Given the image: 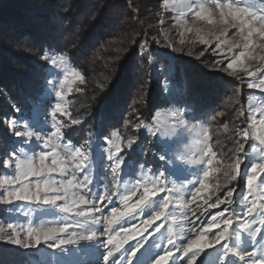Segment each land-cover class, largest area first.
Wrapping results in <instances>:
<instances>
[{
  "label": "snow or ice",
  "instance_id": "6c2138e0",
  "mask_svg": "<svg viewBox=\"0 0 264 264\" xmlns=\"http://www.w3.org/2000/svg\"><path fill=\"white\" fill-rule=\"evenodd\" d=\"M163 7L178 12L175 17L176 24L182 27L188 24L187 16L191 15L193 26L185 30L195 31L201 45L211 47L215 40V48L211 50L221 55L225 49L228 53H233V49L240 46L239 41L227 39L229 28L238 29L237 35L241 37L245 51L229 59L224 71L231 70L229 74L236 75L238 65L240 71L253 78L247 87L260 89L264 93V55L257 52V49L264 50V43H256L254 40L255 36L264 40V0H234L230 3H223L221 0H210V3L204 0H163ZM217 12L218 20L213 18ZM197 20L206 21L214 28L219 26L220 30L218 33L209 32L206 38L195 27ZM180 42H184L183 33ZM168 47L172 45L168 44ZM246 56L249 60L259 62L254 71H249L252 65L245 64L243 58ZM41 59L53 69H60L66 64L63 56H50L47 52L43 53ZM220 63L217 61V65ZM63 75L64 78L59 79L58 84L55 79L48 80V84L55 89V97L58 98L54 106H51L50 113H47L51 116L54 131L44 134L34 128L33 124L21 123L15 116L5 117L3 121L9 135L5 138L6 148L0 156L3 164V171H0V205L15 206L19 210L17 202H23L65 215L60 223H36L29 220L24 224H0V241L28 250L32 256L30 264H176L177 257L180 264H264V227H255L257 223L264 226V107H251L246 117L249 127L259 128L258 131L250 133L245 128L236 130L235 134L241 139L237 141L235 160L228 165L230 171L223 172L229 184L237 181L241 175L246 177L248 194L241 193V198L246 203L240 205L239 212L232 207L237 203L234 186L227 188L221 196L216 194L221 185L208 182L211 172L221 171L220 167L209 170L213 159L208 157H216L210 147L200 157L193 156L187 161L202 172L197 181L198 186L184 182L185 178L179 174V166L175 172L168 169L166 162L170 157L163 146L157 149L161 153L159 160L165 162L163 170L153 169L151 174H144L135 183L125 181L121 184L127 161L121 144L110 140L109 143L115 151L108 150L110 175L104 173L100 191L94 189L88 172L90 153L71 141L65 143L66 137L62 131L65 125L57 118L59 114L70 119L71 125L82 123L80 119L71 118L66 108L63 89L69 76L79 80L81 84L85 80L74 68L71 71L65 70ZM56 76L59 77L60 73L57 72ZM45 103L34 101L32 119L41 128L47 123L40 119L45 114ZM21 111L20 107L14 106V112ZM255 113H259L258 120ZM240 115L244 116V113L241 112ZM183 117L182 109L166 113L157 111L152 116V124L139 122L135 130L150 131L156 137L153 142L155 146L159 143L160 136L167 138L178 135L177 125L184 124ZM201 127L199 124L192 125L193 129ZM202 131L207 141L209 131L207 128H202ZM224 131H228L227 125ZM12 137L15 139L12 140ZM111 137H118V133L113 131ZM253 139L258 141V145L251 143ZM139 140V136L129 138L126 148L133 149ZM249 148L253 152H249ZM48 160L50 163H45ZM245 162L250 166H245ZM77 173L83 178H79ZM53 174L59 176V179ZM173 175L175 180L170 181ZM210 188L213 191L207 198L200 196ZM182 190L192 192L190 201L178 195ZM134 197L137 199L132 202ZM114 198H118L121 207L112 206ZM198 199L203 200L204 211L200 212L201 216L209 208L219 210L215 214L207 213L210 218L206 224L201 223L199 229L194 222L188 228L189 211L199 220L196 214L202 205L196 203ZM192 203H195V208H189ZM238 215L249 218L244 221L242 230L256 242L252 251L241 246L242 232L236 223ZM69 216L74 219L69 221ZM145 216L147 218L142 219L140 225L132 223L137 217ZM160 220L167 223L154 226V222ZM156 234L166 244L156 243ZM41 246L50 251H41ZM93 246L97 250L102 249L95 261L87 259L88 249ZM8 252V249H0V255L7 256Z\"/></svg>",
  "mask_w": 264,
  "mask_h": 264
},
{
  "label": "rangeland",
  "instance_id": "374dc122",
  "mask_svg": "<svg viewBox=\"0 0 264 264\" xmlns=\"http://www.w3.org/2000/svg\"><path fill=\"white\" fill-rule=\"evenodd\" d=\"M204 2L210 3V0H204ZM221 2L230 3L234 2V0H221ZM212 7L214 8V4ZM162 8L165 17H163L161 21H163L165 28L161 27V30L165 29L172 32L173 35H177L176 37L180 40L181 33H183V40L187 42V44L195 46L193 49L196 53V56L199 57L202 68L208 70L209 67V69L217 70L219 72L218 74L216 72L215 73L216 75H220L219 80L220 83L223 84V89L222 92L217 95V102H219L216 104L217 108L215 107V109H213L211 112H207V110L204 108L205 105L202 99L189 98L187 96L186 90L182 86L177 85L173 78H171L169 72H167V70H165V68L162 66L161 62H158V58H155V60H152L153 78H155V80L160 84L164 98L168 99V97H170V104L158 107L155 109L154 113L157 111L166 113L170 110L182 109L184 111V124L177 125V136L167 138L160 136L159 143L154 146L153 142L156 140V137H154L150 131L147 129H141L137 131L132 124H130L131 126H128L125 120H117V118L114 119L113 116L115 115L117 109L119 112L123 113V110H120L119 108L120 105H117V108L114 106L107 108L108 110H111L112 113H114H111L107 116L102 115L107 112V110L100 112L96 117L94 112H92V115L90 116L85 115V113L79 114V111H82V104H77V101L76 103H73V99L71 97L80 96V92H78L77 89H79V91L80 89L82 90L84 83L81 84L79 80L69 76L68 82H66V86L63 89L65 92L64 99L66 101V108L72 119H80L82 123L79 125H71L70 119L57 114V118L65 125V127L62 129L66 137L65 143L71 141L76 146L84 147V149L90 153L91 162L88 172L91 179L93 180L94 189L100 191H102V182L105 178L104 173L107 172L108 175H110V170L108 168L109 162L107 161L108 150L111 149L112 151H115V149L112 148L111 143H109L110 140H115L117 143H120L122 149H124V156L127 163L124 173L122 174L123 180L121 181V184H124L125 181L135 183L137 178L142 179L144 174H151L153 169L163 170L162 166L165 165V162L159 160L161 153L157 150L159 147L163 146L168 150V155L170 157V159L166 162L168 169L175 172L177 166H179V174L185 178L184 182L186 184L191 182L198 186L197 181L198 178L202 176V172L198 170L197 166L190 165L187 163V161L193 156L200 157L202 153L206 151L208 147H210L216 153V157H208L209 159H213V164L209 166V170H211V168L220 167L221 171L211 172L208 182L212 185H216L217 183L221 185L219 192L216 193L217 195L221 196L227 190V188L234 186L236 188L235 196L237 203L232 205V207H235L239 212L240 205L246 203L242 200L241 193L244 195L248 194L246 177L241 175L238 177L237 181L229 184L225 180L223 172L225 170L230 171L228 165L235 160V148L237 147V141L241 139L235 134L236 130L238 128H245L248 129L250 133L259 130V128L251 129L248 122L246 121V117L248 116L251 107H264V93H261L260 89H249L247 87V84L252 82L253 78L248 76L245 72L240 71L238 65L236 66V75H230L229 72H231V70H228L227 72L224 71L229 59L234 58L235 55H239L241 51H245L243 47V41L241 40V37L237 35L238 29L229 28L227 32V39L239 41L240 46L234 48L233 53H228L227 49H225L224 54L221 55L219 52H214L211 50L215 48V40H213L211 47L207 45H201L195 31L187 32L185 30L187 27L193 26V17L191 15L187 16L188 24L182 27L176 24L175 17L178 15V12L173 11L172 8H164L163 4ZM213 18L218 20L219 13L217 12ZM195 27L199 28V34L205 35L206 38L209 32L216 31L218 33L220 30L219 26L214 28V26L208 25L206 21L199 20L196 21ZM254 40L256 43H264V40H261L258 36H255ZM257 52L261 55H264V50L257 49ZM201 53H203V55H201ZM48 54L50 56L53 54L56 56H63L65 58L66 64L60 69H53L50 64L46 65V62L43 60V68L38 77L39 84L38 87H36L37 89L32 92L31 96L27 98H15L7 92L4 93L2 88H0V156L3 155V152L6 148L5 138L9 135L6 129V124L3 123L5 117L15 116L21 123L28 122L33 124L34 128L41 130L44 134H50V130L54 131V129H52L53 122L51 120V116L47 113H50L51 106H54L58 98L55 97V89L48 84V80L55 79L58 84L59 79L64 78L63 74L65 70L71 71L73 68L76 71H79L83 76L82 72L78 70L74 64H72L67 56L58 54L56 52H49ZM157 54L164 56L163 60H166V56H168V53L164 51H159ZM169 54L171 53L169 52ZM225 57H228V59ZM243 59L245 60L246 65H252V68H250L249 71H254L255 68L259 66L258 61L249 60L247 59V56ZM217 61H220L221 63L217 65ZM183 65L188 69V73L191 75L192 70L189 69L191 67L186 66L185 64ZM57 72L60 73L59 77L56 76ZM257 75L259 76V73H257ZM256 82L259 81L257 80ZM218 86L220 87V84H218ZM69 89H71L70 92ZM234 94L236 96H240L243 102H239L234 99ZM212 95L214 96V94ZM226 95H229V97H226ZM243 96L245 97L244 99L242 98ZM35 100L46 102L45 114L42 115L40 119L42 121L46 120L47 123L42 128L32 119ZM14 106L20 107L22 111L19 113L14 112ZM127 107L128 105L125 106L124 109ZM231 108L232 111L234 108H236L234 114H232ZM134 109L138 110V108ZM214 110H216L215 113H213ZM124 112L127 113L126 110ZM240 112H243L244 116H241ZM255 117L258 120L259 113H255ZM137 118V115H135V119ZM144 123L152 124V117L148 122ZM193 124H199L202 127L193 129ZM225 125L228 127L227 132L224 131ZM202 128H207L209 131V139L207 141H205L203 136ZM113 131L118 133V137H111V133ZM136 136L140 137L139 143L134 145L133 149H127L126 141L129 138ZM11 139L14 140L15 138L12 137ZM251 143L258 145V141H255L254 139L251 141ZM248 151L253 152V149L249 148ZM241 159L244 160L243 155H241ZM217 161L220 163L218 164ZM45 163H50V160L46 161ZM245 166L250 165L245 162ZM0 171H3L2 161H0ZM53 175L56 176V174ZM77 176L81 179L83 178L80 173H77ZM56 178L59 179V176H56ZM174 180L175 175L170 178V181ZM212 191L213 189L210 188L207 192H202L200 196L207 198L212 193ZM178 195H180L181 198L187 199L189 201L192 198V192L186 190H182V193ZM135 199H137V197H134L132 202H135ZM214 199L215 196L212 197V201H214ZM196 203L202 205L201 209L197 211L196 214L199 217V220H197L196 217H193L192 212L189 211V223L187 224L188 228L192 227V223L194 222L196 228L199 229L201 223L206 224L207 220L210 218L207 213L215 214V212L219 210L209 208L207 209L206 214L201 216L200 212L204 211L203 200L198 199ZM17 204L19 205V210H17L15 206L0 205V224H5V226L8 222L24 224L29 220L36 223H60L65 215L52 209L38 208L35 205H27L23 202H17ZM105 204L107 205V202H105ZM112 206L121 207L118 198H114V204ZM189 208H195V203L190 204ZM146 218V216L137 217L134 221H132V223L140 225L141 220ZM68 219L71 221L74 219V217L69 216ZM246 219L249 218L238 215L236 217V223L238 229H240L242 232L240 242L241 246L247 248L248 251H252L254 250L256 242L248 237V233L246 231L242 230V225ZM258 219L259 217H257V220ZM161 223L167 222L163 220L155 221L154 226ZM114 227L117 226L114 225ZM255 227L264 226L257 223ZM162 231L165 230L162 229ZM155 242L166 244V241L162 240L159 234H156ZM72 247L75 248V246ZM0 249L9 250L7 256L0 255V264H30L32 256L28 250L18 249L16 246L8 245L3 241H0ZM41 251L50 250H47L45 247L41 246ZM99 251H102V249L97 250L95 246L91 247L88 249L87 259L95 261L99 258ZM73 258L74 257H67V259ZM176 264H180L179 257L176 259Z\"/></svg>",
  "mask_w": 264,
  "mask_h": 264
},
{
  "label": "trees",
  "instance_id": "16d2710c",
  "mask_svg": "<svg viewBox=\"0 0 264 264\" xmlns=\"http://www.w3.org/2000/svg\"><path fill=\"white\" fill-rule=\"evenodd\" d=\"M162 4L163 0H0V88L15 98L31 96L44 64L41 56L56 52L67 56L85 78L80 96L71 97L82 104L79 114L94 112L96 117L107 110L102 114L107 116L112 113L107 108L120 105L123 113L117 109L114 119L135 128L138 122H148L155 109L170 104L153 78L152 60L158 58L187 96L202 99L211 112L223 89L219 72L204 70L195 46L161 30ZM159 51L168 53L166 60ZM183 64L191 67V75ZM233 98L243 102L238 95ZM235 110L231 108L232 114Z\"/></svg>",
  "mask_w": 264,
  "mask_h": 264
}]
</instances>
